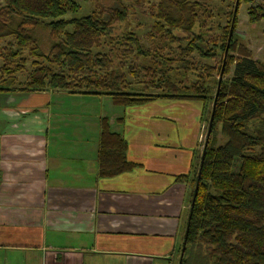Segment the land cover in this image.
Instances as JSON below:
<instances>
[{
	"label": "trees",
	"instance_id": "trees-1",
	"mask_svg": "<svg viewBox=\"0 0 264 264\" xmlns=\"http://www.w3.org/2000/svg\"><path fill=\"white\" fill-rule=\"evenodd\" d=\"M110 1L111 5L98 4L89 15L69 17L79 11L74 0H0V40H6L8 49L0 67V95L56 90L70 96L107 97L122 108L158 100L198 103L200 116L208 114L207 131L211 116L212 120L198 158L176 264H264V59H253L243 47L236 58L230 55L236 49L232 34L241 0L235 14L234 8L228 13L230 20L217 38L209 37L214 27L211 0H136L152 19L147 33L151 51L134 33H123L120 60L111 50L96 52L112 42L113 26L127 18L128 7L120 0ZM247 16L251 24L264 21V9L252 6ZM39 28L47 30L50 39L47 53L35 37ZM162 47L168 55L161 54ZM194 53L202 59L222 56L218 91L219 78L208 83L199 75L190 86L181 84L179 76L196 71ZM130 57L149 59L151 66L137 68L125 60ZM28 63L31 71L17 90L16 76ZM230 67L231 78L223 79ZM125 72L141 78L142 88L128 83ZM126 152V140L102 118L99 177L132 170L136 165L127 160Z\"/></svg>",
	"mask_w": 264,
	"mask_h": 264
},
{
	"label": "crops",
	"instance_id": "crops-1",
	"mask_svg": "<svg viewBox=\"0 0 264 264\" xmlns=\"http://www.w3.org/2000/svg\"><path fill=\"white\" fill-rule=\"evenodd\" d=\"M22 102L0 113L13 122L0 130V264H176L201 110L174 101L111 116L89 109L69 127ZM102 118L136 165L112 178L98 175Z\"/></svg>",
	"mask_w": 264,
	"mask_h": 264
},
{
	"label": "rangeland",
	"instance_id": "rangeland-1",
	"mask_svg": "<svg viewBox=\"0 0 264 264\" xmlns=\"http://www.w3.org/2000/svg\"><path fill=\"white\" fill-rule=\"evenodd\" d=\"M77 5H79V11L69 17H82L89 15L92 11L97 10V5H111L110 0H74ZM121 3L128 7V13L127 18L125 21L117 23L113 26L112 30V37L113 40L110 44H103L102 48L96 50V52H100L103 54H108V52L111 50L116 57L120 60L122 57L120 55V51L124 50L125 47L119 45L120 38L122 37L121 34L123 33H134V35L138 36L141 41L142 45L145 49H148L151 51V45L149 42V39L147 38V33L149 32L150 26L152 24V19L144 13V10L146 9L144 6V9L141 7H138L136 5V0H120ZM210 5L213 10V19H212V25L214 26L212 31L209 33V37H218L221 35V29L225 27L230 20L228 18V13L233 10L235 5V0H211ZM252 6H258L263 7L264 9V0H251L250 3H245L244 1L239 2L238 11H237V22L233 31V39L236 43V49L233 50L230 55L232 58H236L238 54V48L243 47L249 51L253 59L262 61L264 59V21H259L258 23L251 24L248 21V10ZM219 12V13H218ZM36 40L39 43L40 50L43 53H47L49 46H50V39L47 33V30H44L43 28H39L35 32ZM7 42L6 40H0V67L5 64L3 60V55L8 50L7 48ZM175 46L173 45L172 48ZM161 54L166 56L168 55V50L166 47H162ZM172 55V54H170ZM176 58L177 56H173ZM221 55L217 54L212 59H202L199 56H197L195 53L192 55V62L193 66L196 69V71L193 73H189V75L186 76H179V80L181 81L182 85H191L192 83L199 81L197 76L200 75L204 80H206L208 83L210 80H217L219 78L220 72L217 73L218 68L220 66L221 61ZM126 61L130 62V65H134L137 68L140 67H150L152 61L149 59H143V58H134L130 57L129 59H125ZM17 62L14 61L13 65ZM12 65V63H10ZM231 70L232 67H230V73H228L223 79H229L231 78ZM31 71V67L28 63L26 66V71L22 74H18L17 82L14 84L15 89H20V87H23V84L26 82L27 74ZM126 74V81L128 83H131L132 86L136 87L137 89L142 88L141 82L142 79L138 77H131ZM196 75V77H195ZM210 79V80H209ZM46 92H52L46 93ZM42 91L32 94L27 93H9V94H1L0 95V113L2 112L4 108L9 109L12 108L15 104L18 103L21 100L23 102V106L25 108H33L37 107L38 111H42V108L46 109V111L51 113L52 117L58 124V126H63V123L65 122L67 125H72L69 127L75 126L79 118L82 114H87L91 110L92 113L94 112H104L108 115H112L116 112H125V109L128 108H122L118 106H114L109 98L107 100H95L96 102H93L92 100H89L86 102V99H91L93 97L91 96H81L82 98H73L74 96H70L65 94L64 92H59L56 90L53 91ZM150 93H156V91H149ZM45 93V94H44ZM10 101H9V99ZM162 101V100H158ZM165 102V101H164ZM167 102V101H166ZM169 103V102H168ZM186 103L185 105L191 106V108H195L196 111H200V105L196 102H182ZM207 111H209V106ZM201 115V113H200ZM207 116L206 113L205 116L200 117L198 120V149L200 151L199 156L201 155L203 145L205 143L206 138V131H207ZM9 121H5L3 124V118H0V130L3 128L7 129L9 127H12V123H8ZM217 136V143H220L222 141V138L219 134ZM198 156V158H199ZM199 162V160H198Z\"/></svg>",
	"mask_w": 264,
	"mask_h": 264
},
{
	"label": "water",
	"instance_id": "water-1",
	"mask_svg": "<svg viewBox=\"0 0 264 264\" xmlns=\"http://www.w3.org/2000/svg\"><path fill=\"white\" fill-rule=\"evenodd\" d=\"M238 2H239V0H235L234 10H233L234 14H235V12H236V10H237ZM231 34H232V31H231V29H230L229 34H228V41H227L226 49H225V52H224V57H225L226 54H227L228 44H229V40H230ZM223 65H224V64H223ZM223 65H222V68H221V71H220V75H219V79H218L217 91H218V89H219V84H220V80H221V76H222V71H223ZM211 120H212V116L210 117V121H209L210 123H211ZM210 123H209V129H208V131H207V134H209V132H210ZM196 190H197V187H195V192H196ZM195 192H194V195L196 194Z\"/></svg>",
	"mask_w": 264,
	"mask_h": 264
}]
</instances>
